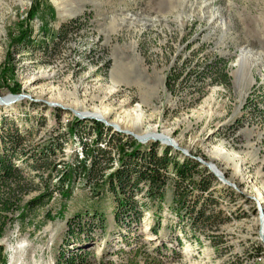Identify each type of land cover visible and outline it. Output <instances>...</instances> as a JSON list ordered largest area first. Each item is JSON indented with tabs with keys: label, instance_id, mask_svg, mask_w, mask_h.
Masks as SVG:
<instances>
[{
	"label": "rangeland",
	"instance_id": "1",
	"mask_svg": "<svg viewBox=\"0 0 264 264\" xmlns=\"http://www.w3.org/2000/svg\"><path fill=\"white\" fill-rule=\"evenodd\" d=\"M29 8L34 14L26 23ZM29 25L32 44L11 41ZM10 87L30 100L0 105V112L25 131L24 145H52L56 170L30 168L29 158L18 162L30 180H23L20 205L38 196L44 182L52 192L5 222L0 264H65L61 260L79 250L88 252L89 264L132 257L141 264L145 254L155 264H264V0H0V95ZM47 102L132 135L90 118L77 119V130H70L74 115ZM96 107L109 109L108 119L92 114ZM117 118L131 130L113 122ZM99 124L102 133L94 140ZM148 129L188 155L160 144ZM139 135L148 138L139 142L133 137ZM109 139L88 178L84 170L69 175L71 193L63 198L55 180L65 163L82 157L81 141L102 148L99 140ZM152 145L198 162L215 179L198 197V187L179 183L167 166L160 216L154 218L139 182V190L125 187L121 194L133 193L147 207L136 203L138 220L115 223L117 189L109 188L108 176L130 147ZM178 191L193 207L185 219L171 211ZM94 212L102 215V231L95 219L78 234L75 222L67 224L74 214L83 223Z\"/></svg>",
	"mask_w": 264,
	"mask_h": 264
},
{
	"label": "trees",
	"instance_id": "2",
	"mask_svg": "<svg viewBox=\"0 0 264 264\" xmlns=\"http://www.w3.org/2000/svg\"><path fill=\"white\" fill-rule=\"evenodd\" d=\"M35 4V3H34ZM34 6V5H33ZM31 11V12H30ZM32 8L26 12V23L29 22V19L32 18ZM43 24V22H41ZM42 26L41 28H44ZM39 29V28H38ZM31 26H25V28H19L16 34L10 36L11 41L16 44H23V45H30L32 44L31 40ZM10 93H17V87H10L8 88ZM57 116V114L55 113ZM78 120H73L68 128L70 130H75V126L78 125ZM101 124L94 126L93 134H95V139L97 140L100 138L102 133L101 131ZM69 130V131H70ZM77 130V129H76ZM75 130V131H76ZM23 130H20L19 127H16L13 120L10 119L9 115L0 112V237L3 233V228L5 226V222L7 220H12L14 217V213L17 217H23L26 213V209L29 208L31 202L36 203L40 201L44 197L51 196V190L48 189L47 183H43L44 188L41 190V193L32 198L30 202L23 203L20 205V195L25 192L26 190L23 188V185L26 183L23 180H26L30 183V180L23 177L20 172L23 171V167L18 164V162H26V159L29 158L28 167L33 169H48V170H56L54 167L53 161H51V156H53L54 150L52 145H45L44 147H32L24 145L23 137H24ZM92 132V131H91ZM30 135V133L28 134ZM81 140V139H80ZM111 140H107L104 145L107 144L108 147ZM115 141V140H114ZM117 141V142H116ZM115 145L121 146V148H125L128 146L126 142H120L116 140ZM97 141L94 144L89 145L87 148L84 142L81 141V154L76 164L65 163L64 169L62 172L57 175V179L55 181L58 184V191L63 196V198H67L71 193V186H70V176L76 170H84L87 171L85 177L88 178L87 175L91 174L94 166L98 162L100 157H103L105 148H98L96 146ZM58 144V143H57ZM130 147V152L125 154L128 158L127 160H123L118 168H116L113 172H111L108 176L110 180V189H117V192L114 193V200H115V223H125L129 224L130 220H138L139 216H141V210L136 207V203L141 204L144 208L147 207L148 202L146 201H137L133 198V193L127 196L121 194L123 191L122 189L125 187H129V190L135 188V190H139L138 183L142 182L145 184V190L143 195L147 200L153 204L154 209L153 213L155 215L154 218H158L160 216L158 210L160 209L159 200L161 199L162 191V180H163V171L166 170L167 166H170L171 172L175 175V179L184 184L185 181L187 185L191 183L193 186L198 187L199 197L200 194L205 193L207 191L208 186L210 184V180H214L215 177L211 174L206 175L205 171L199 166L198 162L191 160L190 158H182V160L175 159L173 155L168 153L169 148H164L159 152H156L153 145L146 151H141L137 148ZM87 157L89 158V163L86 167V160ZM140 157L139 161H134V158ZM122 159V157H121ZM41 160L42 163H38ZM41 170V169H40ZM197 175V179H194L193 176ZM41 178V177H40ZM97 179V178H95ZM25 183V184H24ZM64 186V187H63ZM184 191H178V197L175 196L176 205L171 208L173 214L179 216L180 218L185 219L187 214H191L189 211L191 208V204L186 203L185 196L183 194ZM150 206V205H149ZM121 213V217H118V213ZM187 212V213H186ZM10 214V215H9ZM86 214V213H85ZM197 215L195 213L193 216ZM123 216V217H122ZM87 222L83 221L81 223L80 216L74 214L72 218L67 221V224L70 225L71 222H75L73 226H75L76 234H78L81 230H89L87 224L91 221L89 220H96L98 222L97 228L99 230H103V218L102 215H97L95 212L93 214L87 215ZM195 218H199L195 216ZM76 220V221H75ZM190 222L193 224L197 223V219H189ZM83 224V225H82ZM87 228H85V225ZM72 228V227H71ZM67 232H71V229H67ZM153 232L156 233L155 229H152ZM88 238V236H87ZM78 244L83 245L84 243H79L81 241H85L84 238H75ZM88 254L87 251H76L70 252L69 255L64 257L61 261L65 264H89L86 261V255ZM60 258L63 257L62 254L59 255ZM143 262L141 264H155L153 263L154 260L150 261L149 256L145 254L142 258ZM3 262V258L1 259ZM100 264H103V261H99ZM105 264V263H104ZM111 264V262H108ZM117 264H139L135 258H128L125 262L119 261Z\"/></svg>",
	"mask_w": 264,
	"mask_h": 264
},
{
	"label": "water",
	"instance_id": "3",
	"mask_svg": "<svg viewBox=\"0 0 264 264\" xmlns=\"http://www.w3.org/2000/svg\"><path fill=\"white\" fill-rule=\"evenodd\" d=\"M16 99H19V100L20 99H27V100L29 99L30 100V98L26 94H23V93H10V92H8V93H6L4 95H0V105H6V104H8L7 102H9V101L11 102L12 100H16ZM46 104L49 105V106L58 107L61 110L70 111L72 113V115H74V117L76 118V120L77 119H82V118L95 119L97 121H100L105 126H110L113 130L122 132L124 134H130V135H132L131 132L122 131V130L116 128L115 126H113L111 123H108V122H106L103 119L96 118L93 115L79 114L77 111H74L72 109L66 108V107H64V106H62L60 104H56V103H46ZM133 137L136 138L135 136H133ZM136 139L139 142H141L138 138H136ZM153 139L158 140L160 144L167 145V146H170L174 150H178L180 153H182L184 155H188L185 149L179 148L175 144H171L170 142H168L166 140V138H163V136L159 135L158 133H157V135L154 134V138ZM193 159L200 161V164L206 166L212 173H214L216 175V177L220 181L224 182L227 185H232L229 181H227V179L223 176V174L217 173V171L213 168V166L211 164L206 163L204 161H201L198 157H193Z\"/></svg>",
	"mask_w": 264,
	"mask_h": 264
},
{
	"label": "bare ground",
	"instance_id": "4",
	"mask_svg": "<svg viewBox=\"0 0 264 264\" xmlns=\"http://www.w3.org/2000/svg\"><path fill=\"white\" fill-rule=\"evenodd\" d=\"M242 52V51H241ZM242 56L243 55H246V51L242 52L241 53ZM10 100V99H9ZM17 100V99H16ZM15 100H12L11 102H7L8 104L6 105H2V106H7V105H10L12 102H14ZM48 103V102H47ZM92 112V111H91ZM108 113H109V109L105 108V107H96L94 108L92 114L96 115V116H103V118H106L108 119ZM80 114V113H79ZM136 114H139V113H136ZM122 117V116H121ZM97 118V117H96ZM127 121V120H126ZM113 122H115L119 127L125 129V130H131V127L127 125V123L125 124L123 121H120L118 118L113 120ZM117 128V127H116ZM147 129V128H146ZM128 132V131H127ZM157 132L156 131H153V130H150L148 129V135H154L156 134ZM163 133V132H162ZM163 135V134H162ZM140 137L138 136H135L136 138H138L140 141L141 140H145L146 138H148L147 136L146 137H141V135H139ZM214 168V167H213ZM215 169V168H214ZM216 170V169H215ZM218 173V172H217ZM220 174V173H219Z\"/></svg>",
	"mask_w": 264,
	"mask_h": 264
},
{
	"label": "built area",
	"instance_id": "5",
	"mask_svg": "<svg viewBox=\"0 0 264 264\" xmlns=\"http://www.w3.org/2000/svg\"><path fill=\"white\" fill-rule=\"evenodd\" d=\"M99 141H100L99 146L102 147V145H104L105 143L101 142V140H99Z\"/></svg>",
	"mask_w": 264,
	"mask_h": 264
}]
</instances>
